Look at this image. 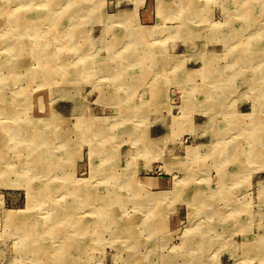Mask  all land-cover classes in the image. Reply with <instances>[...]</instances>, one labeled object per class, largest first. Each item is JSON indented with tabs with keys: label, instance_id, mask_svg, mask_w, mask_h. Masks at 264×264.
<instances>
[{
	"label": "rangeland",
	"instance_id": "374dc122",
	"mask_svg": "<svg viewBox=\"0 0 264 264\" xmlns=\"http://www.w3.org/2000/svg\"><path fill=\"white\" fill-rule=\"evenodd\" d=\"M142 1L0 0V264H264V0Z\"/></svg>",
	"mask_w": 264,
	"mask_h": 264
},
{
	"label": "crops",
	"instance_id": "0c3cea01",
	"mask_svg": "<svg viewBox=\"0 0 264 264\" xmlns=\"http://www.w3.org/2000/svg\"><path fill=\"white\" fill-rule=\"evenodd\" d=\"M117 1L118 0H114V6L116 7V9H115L116 11H115L114 14H117L118 15L121 12L122 15H120V16H126V15H128L129 12H127V10L124 7H121V3L124 0H120L119 4L116 5V2ZM106 2H107V0H106ZM156 3H157V0H153V3L152 4L151 3L150 4H147V2H145V0H143L142 3H141V5L136 8L137 10H135V6H133V4H132V7L134 9V12L132 13V15H134V13L136 11V16H137L139 25L146 26V27H151L152 25H156L157 24V22H156L157 20L155 21V18L157 17V15H156V9H155L156 8ZM168 11H165V12L168 13ZM103 15L101 14L102 18L104 17ZM172 45L173 46H172V51L171 52H175V53H178L179 54V47H180V45L178 43L177 44H172ZM199 63L200 62L197 61V60L195 61L194 59H189L188 60V67L194 69L195 66H200ZM62 112H63V110L61 111V113ZM63 113H65V111ZM197 120H195V121H197ZM204 125H205V123L204 124L201 123L200 125H194V127H192L190 129V133L192 135H194L195 138H198V137L201 138V135H200L201 130H200V128L201 127H204ZM169 128H170V126L165 130V127H162L161 126V129L158 132L159 136L160 137H163V138L164 137L169 138L168 135L171 133ZM192 130H194V131L192 132ZM163 179L164 178H160V179H158L157 182L158 183L159 182H162ZM262 181L264 182V178L262 179Z\"/></svg>",
	"mask_w": 264,
	"mask_h": 264
},
{
	"label": "bare ground",
	"instance_id": "6f19581e",
	"mask_svg": "<svg viewBox=\"0 0 264 264\" xmlns=\"http://www.w3.org/2000/svg\"><path fill=\"white\" fill-rule=\"evenodd\" d=\"M254 1V0H253ZM256 16V15H255ZM13 218H17V216L13 217ZM39 231V230H38ZM38 243V242H37ZM40 244V243H39ZM37 248V247H36ZM38 252V251H37Z\"/></svg>",
	"mask_w": 264,
	"mask_h": 264
}]
</instances>
